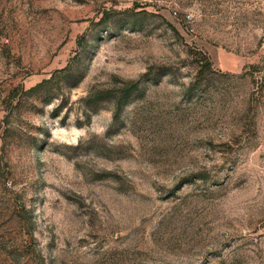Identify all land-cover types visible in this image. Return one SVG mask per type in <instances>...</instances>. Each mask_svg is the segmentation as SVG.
I'll use <instances>...</instances> for the list:
<instances>
[{"label":"rangeland","instance_id":"obj_1","mask_svg":"<svg viewBox=\"0 0 264 264\" xmlns=\"http://www.w3.org/2000/svg\"><path fill=\"white\" fill-rule=\"evenodd\" d=\"M0 264H264V0H0Z\"/></svg>","mask_w":264,"mask_h":264},{"label":"trees","instance_id":"obj_2","mask_svg":"<svg viewBox=\"0 0 264 264\" xmlns=\"http://www.w3.org/2000/svg\"><path fill=\"white\" fill-rule=\"evenodd\" d=\"M53 79V78H52ZM139 85V81H131L126 83L125 87L117 91L118 94L115 98V105H116V113L121 112L124 104L129 99V96L132 91H134ZM105 92H98L93 95L92 98L97 99L99 95H103ZM109 93H114L113 91H109Z\"/></svg>","mask_w":264,"mask_h":264}]
</instances>
